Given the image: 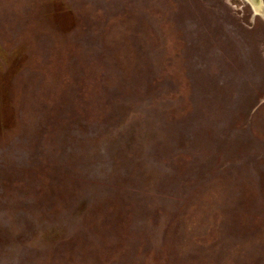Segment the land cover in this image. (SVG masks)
I'll return each mask as SVG.
<instances>
[{
    "label": "rangeland",
    "instance_id": "obj_1",
    "mask_svg": "<svg viewBox=\"0 0 264 264\" xmlns=\"http://www.w3.org/2000/svg\"><path fill=\"white\" fill-rule=\"evenodd\" d=\"M0 241V264H264V16L0 0Z\"/></svg>",
    "mask_w": 264,
    "mask_h": 264
},
{
    "label": "trees",
    "instance_id": "obj_2",
    "mask_svg": "<svg viewBox=\"0 0 264 264\" xmlns=\"http://www.w3.org/2000/svg\"><path fill=\"white\" fill-rule=\"evenodd\" d=\"M67 15V14H66ZM68 16V15H67ZM60 18V17H62L61 16V8H60V4L58 3V9H57V13H56V18ZM63 17H64V15H63ZM60 23H62V21H61V19H60ZM63 24V23H62ZM7 110H9V109H3V111L4 112H7ZM4 118H5V115H4ZM121 148H124V146L123 145H120L119 146V149H121ZM226 149V148H225ZM229 150V149H228ZM230 151V153L229 154H231V153H233V151H231V150H229ZM237 152H239V151H237ZM111 168V167H110ZM111 169H113V168H111ZM174 171V170H173ZM103 174H107V173H104L103 172ZM173 175V174H172ZM176 176V175H175ZM105 177H106V175H103L102 176V180H104L105 179ZM179 180H181V178L179 179ZM180 186V185H179ZM76 212V209H74V212H72L71 214H70V216L69 217H72L73 218V220H75V215H74V213ZM73 215V216H72ZM69 217L67 218V219H69ZM66 220H64L63 222H65ZM40 227L41 226H39V227H36V231H37V233H35L34 235L35 236H39V234H41V229H40ZM42 228V227H41ZM34 230V229H33ZM10 235V234H9ZM12 236V235H11ZM7 241H8V239H7ZM4 243V242H3ZM1 241H0V248H2V249H6V245H4ZM7 244L9 245L10 244V242H7ZM9 247V246H8ZM0 251H2V250H0Z\"/></svg>",
    "mask_w": 264,
    "mask_h": 264
},
{
    "label": "water",
    "instance_id": "obj_3",
    "mask_svg": "<svg viewBox=\"0 0 264 264\" xmlns=\"http://www.w3.org/2000/svg\"><path fill=\"white\" fill-rule=\"evenodd\" d=\"M251 5L254 12L264 16V4L263 0H246Z\"/></svg>",
    "mask_w": 264,
    "mask_h": 264
}]
</instances>
